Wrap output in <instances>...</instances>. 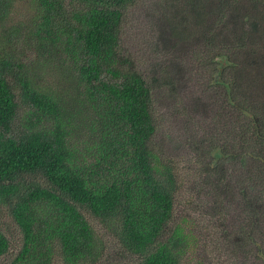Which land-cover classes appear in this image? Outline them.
I'll use <instances>...</instances> for the list:
<instances>
[{
	"label": "trees",
	"instance_id": "trees-1",
	"mask_svg": "<svg viewBox=\"0 0 264 264\" xmlns=\"http://www.w3.org/2000/svg\"><path fill=\"white\" fill-rule=\"evenodd\" d=\"M137 1L32 0L34 14L26 31L0 28V207L23 238L11 264H54L56 257L63 264L99 263L107 244L97 237L87 215L135 257L124 264H185L195 251L197 235L172 226L180 189L173 167L154 144L152 89L121 49L124 19ZM16 2L0 0V27ZM182 2L184 11L169 5L175 16L182 12L180 40L199 33L209 47L219 46L210 36V22H222L226 28L224 19L233 13L226 30L235 45L216 52V69L223 67L222 75H237L245 94L260 87L257 114L241 109L245 125L228 133L234 155L241 148V156L259 165L257 174H245L249 183L242 207L248 219L223 234L234 251L254 247L264 264V0H177ZM16 40L33 44L34 63L19 58L13 49ZM62 51L72 64L64 79L79 102L70 103L73 107L41 88L32 72H41ZM161 80L165 85L173 82L166 71ZM238 86L237 80L224 86L229 100L234 101ZM20 120L23 129L14 133ZM81 127L79 148L73 137ZM199 143L195 142L197 148ZM197 148L192 147L193 156L203 160ZM225 150L229 149H212L205 164L207 191L214 194L216 205L222 204L230 187L224 186L221 158L231 157ZM11 247L0 230V258Z\"/></svg>",
	"mask_w": 264,
	"mask_h": 264
},
{
	"label": "rangeland",
	"instance_id": "rangeland-1",
	"mask_svg": "<svg viewBox=\"0 0 264 264\" xmlns=\"http://www.w3.org/2000/svg\"><path fill=\"white\" fill-rule=\"evenodd\" d=\"M182 4H178L177 0H138L128 10L121 29L122 51L135 62L153 92V113L157 125L154 144L163 161L169 163L178 176L180 190L172 226H182L197 235L195 251L187 256L185 264H261L255 256L257 250L254 247L234 251L229 246L230 240L223 234L225 230L228 233L236 230L237 225L248 219L242 207L243 192H247L245 187L249 183V176L245 174L247 171L257 174L255 170L259 165L241 156V148L234 155L228 133L236 125H245L241 109L246 110L248 115L257 114L261 106V100L256 101L260 98L257 95L260 87L245 94L242 91L243 83L238 81L237 75L230 77L229 72L222 75L223 67L216 69L215 63L219 60L216 52L235 45L233 36H229L226 30L229 26L231 28L229 17L234 16L233 13L224 19L228 21L226 28L222 22H210V36L219 46L209 47L199 33L180 40L179 33L184 28L180 22L182 12L175 16L169 5L184 11ZM33 14L32 0H17L8 22L0 28L11 30L26 27L24 32ZM177 26L180 29H176ZM16 41L17 46L13 49L19 58L21 56L28 59L30 64L34 63L33 44L22 45L19 40ZM11 47L7 48L10 50ZM238 56L241 60V53ZM71 65L67 53L62 51L41 72H37V69L32 72L41 88L57 93L66 103H79L73 99L76 95L72 85L64 79V72L72 71ZM243 67L244 63L241 65ZM165 71L173 79L172 85L167 84L170 86L161 80ZM234 80H237L239 90H235V99L231 101L224 93V86L234 84ZM70 105L73 107L74 104ZM95 115L93 110V121L97 118ZM23 124L24 121H18L14 133L23 129ZM83 130L84 127L79 128L73 137V142L79 148L83 144ZM195 142H200V149ZM193 146L201 151V156L204 155L203 160L198 161L193 156ZM213 147L229 149L225 151L231 155L221 158L225 159L222 162L226 176L224 186L230 184L227 188L229 193L222 196L221 205H216L214 194L207 191L205 164ZM246 160L248 163L245 165ZM251 187L252 192L257 189L256 185ZM87 219L97 237L107 244L105 257L97 264L134 261L135 257L127 254L97 219L91 215H87ZM0 230L7 234L12 246L9 253L0 258V264H11L21 250L23 238L3 206L0 207ZM54 264L63 262L56 257Z\"/></svg>",
	"mask_w": 264,
	"mask_h": 264
}]
</instances>
